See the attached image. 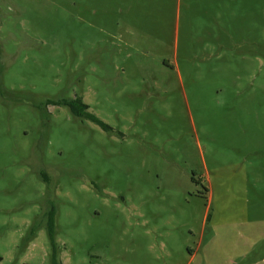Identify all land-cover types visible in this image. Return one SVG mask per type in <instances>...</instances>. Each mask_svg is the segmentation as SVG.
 I'll return each mask as SVG.
<instances>
[{
  "label": "rangeland",
  "instance_id": "374dc122",
  "mask_svg": "<svg viewBox=\"0 0 264 264\" xmlns=\"http://www.w3.org/2000/svg\"><path fill=\"white\" fill-rule=\"evenodd\" d=\"M0 257L264 264V0H0Z\"/></svg>",
  "mask_w": 264,
  "mask_h": 264
},
{
  "label": "trees",
  "instance_id": "16d2710c",
  "mask_svg": "<svg viewBox=\"0 0 264 264\" xmlns=\"http://www.w3.org/2000/svg\"><path fill=\"white\" fill-rule=\"evenodd\" d=\"M46 105H53V106H60V107H66L69 109L70 113L79 119L82 120H88L98 127H100L104 131H108L109 127L102 122L100 119L95 117L94 115L90 114L88 112V107L86 104L83 103L81 97H76L71 100H48L45 102ZM54 215L52 213H49L48 221H47V234L50 240V243L52 246H54ZM31 233H34V230H31ZM2 262V258L0 257V263ZM29 264V263H24ZM53 264H57L55 262V259L53 257Z\"/></svg>",
  "mask_w": 264,
  "mask_h": 264
}]
</instances>
